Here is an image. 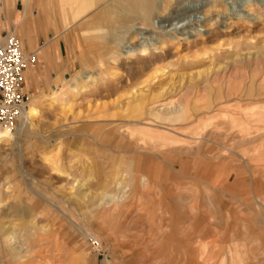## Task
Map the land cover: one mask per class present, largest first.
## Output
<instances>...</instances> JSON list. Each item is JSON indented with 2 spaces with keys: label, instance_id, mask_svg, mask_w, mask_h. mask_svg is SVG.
Wrapping results in <instances>:
<instances>
[{
  "label": "rangeland",
  "instance_id": "1",
  "mask_svg": "<svg viewBox=\"0 0 264 264\" xmlns=\"http://www.w3.org/2000/svg\"><path fill=\"white\" fill-rule=\"evenodd\" d=\"M37 2L55 36L0 139V264H264L261 2ZM145 15L199 37L124 54Z\"/></svg>",
  "mask_w": 264,
  "mask_h": 264
},
{
  "label": "crops",
  "instance_id": "2",
  "mask_svg": "<svg viewBox=\"0 0 264 264\" xmlns=\"http://www.w3.org/2000/svg\"><path fill=\"white\" fill-rule=\"evenodd\" d=\"M46 1L47 0H43L44 4L47 3ZM74 1L77 3L76 14L79 15L86 10L93 0ZM118 1L120 3L119 8L123 9L124 0ZM45 16L46 15L43 14V12H39L37 0H0V42L5 39L7 34L14 33L19 38L20 43L25 50L30 51L37 49V62L38 57H40L41 60L47 59L50 54V41L55 35L43 25ZM91 16L92 15L89 14L85 18L89 19ZM66 26L67 25H64V27ZM59 50L61 53L62 47L60 44ZM34 68L35 67L29 69L25 73L23 90L27 88L29 93L33 92L35 89L34 87L36 86L33 78H37V71ZM39 69L40 68H38V70ZM68 79L69 78H67V80ZM52 88L55 91L57 89L54 85ZM31 101L35 102V98Z\"/></svg>",
  "mask_w": 264,
  "mask_h": 264
},
{
  "label": "built area",
  "instance_id": "3",
  "mask_svg": "<svg viewBox=\"0 0 264 264\" xmlns=\"http://www.w3.org/2000/svg\"><path fill=\"white\" fill-rule=\"evenodd\" d=\"M36 50H25L14 33L0 42V128H14L27 107L30 93L23 85L25 73L37 64ZM90 244L99 247L96 239H90Z\"/></svg>",
  "mask_w": 264,
  "mask_h": 264
},
{
  "label": "bare ground",
  "instance_id": "4",
  "mask_svg": "<svg viewBox=\"0 0 264 264\" xmlns=\"http://www.w3.org/2000/svg\"><path fill=\"white\" fill-rule=\"evenodd\" d=\"M253 1H258V2L260 1L261 2L260 6H264V0H239V2H238L239 6L242 7V9H239L238 11H235L234 13H231L230 15L228 14L230 16L228 18L229 19L230 18L242 19V20H244L246 22H249V23L255 22L256 21L255 17H252L250 15L251 13H248L247 12L248 9H246L247 6H250L251 4H253ZM146 14H149V13L146 12ZM146 17H145V19H147V20L149 19L150 20V24L152 25V28H153L154 32L151 33L148 37H146L145 35H141L143 33V32H141L143 27H136V28H134L135 30L132 29L133 33L131 34V36L135 37V38L137 37V39H136L137 42L134 41L135 42L134 44H127V43H129L128 40H127L126 41L127 45L125 44L126 46L124 45V47L122 49V52L124 54L130 55V54H134V53H137V52L141 53V54H145L147 52V50H154V51L158 50L159 49V45L162 43V40L164 39V37H168V38H170L172 40L175 39L178 34L186 35L185 38H187L188 36H195V38L193 40H197L198 37H199L198 36V30L199 29L197 30L196 27H193V26L190 27V29L193 31V33H191L188 30H186V31L180 30L179 28H182L185 25V23H183L182 21H181V23H183V25L179 26V24H181L179 21L174 22V23H166L165 24L163 22V19H162L161 16H156L155 15V17H153V16L150 17V15H149V16H146ZM195 20H196V22L200 21L201 20L200 16L197 15L195 17ZM217 21H221V18L218 19V20L215 19L212 22H208V21L207 22L204 21V22H205V24H215V22H217ZM230 23H232V22H230V21L227 22L226 21V23L224 24L223 27H227L228 24H230ZM197 25H198V23H197ZM154 29L157 30V31H155ZM142 37H143V39L140 40V38H142ZM128 38H130V37H128ZM130 42H133V41H130ZM85 78L89 79L90 76L86 75ZM29 102H28V104H29ZM28 104H27V107L22 112V114H21V116L19 117V120H18V122L21 120V126L24 127V128H28V127L31 126V117L37 113V110L33 106V104L29 108H28ZM18 122H17V124H18ZM12 129L0 128V139L7 137ZM90 239H95V238H90Z\"/></svg>",
  "mask_w": 264,
  "mask_h": 264
}]
</instances>
